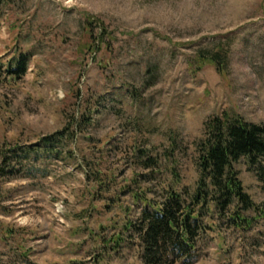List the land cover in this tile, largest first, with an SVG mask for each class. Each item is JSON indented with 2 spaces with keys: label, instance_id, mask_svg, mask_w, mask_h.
Listing matches in <instances>:
<instances>
[{
  "label": "rangeland",
  "instance_id": "rangeland-1",
  "mask_svg": "<svg viewBox=\"0 0 264 264\" xmlns=\"http://www.w3.org/2000/svg\"><path fill=\"white\" fill-rule=\"evenodd\" d=\"M4 9L0 61L21 49L33 57L19 80L0 72V154L62 130L65 113L93 97L102 104L88 135L110 141L116 159L135 148L162 159L157 174L132 165L124 176L151 173L145 185L160 194L175 182L192 191L209 117L264 123V0H13ZM217 52L224 72L197 57ZM90 146L78 135L71 148L81 157ZM74 162L11 161L19 172L0 177V264H144L136 239L116 245L125 232L110 218L121 212L91 210L92 186ZM236 167L256 203L243 212L251 227L217 215L194 264H264L263 183L246 159Z\"/></svg>",
  "mask_w": 264,
  "mask_h": 264
},
{
  "label": "trees",
  "instance_id": "trees-1",
  "mask_svg": "<svg viewBox=\"0 0 264 264\" xmlns=\"http://www.w3.org/2000/svg\"><path fill=\"white\" fill-rule=\"evenodd\" d=\"M12 5L13 0H0V18L4 7ZM32 57L30 51L21 49L6 64L0 61V72L19 80L27 75ZM197 57L200 62L209 59L220 72L225 71V63L220 61L221 52L200 53ZM101 102V99L89 98V107L81 113H65L67 122L62 130L43 137L36 144L25 148L14 146L1 153L0 177L19 172L11 163L16 158L33 156L37 159L47 155L69 162L74 160L77 167L84 168L87 184L92 186L89 191L91 210L99 215L114 210L121 212L122 215L113 213L110 218L116 225L122 224L125 232L124 236L121 233L116 236V245L120 247L127 239H136L144 264H194L200 257L198 241L203 234L217 229V215L227 218L238 229L244 230V225L251 227V220L243 212L256 208V203L247 192L236 165L246 159L264 187V123L250 122L242 116L231 117L227 113L209 117L203 136L196 143L199 179L195 189L177 188L179 183L175 182V186L163 187L160 194L159 189L145 185L151 173L132 171L133 176H124V169L132 165L157 174L162 162L158 155L145 158V151L135 148L129 151L128 158L120 155L116 159L110 141L95 140L88 135L89 129L96 125L94 114L100 111ZM78 135L87 136L91 145L90 152L85 151L88 155L78 152L81 157L76 156L71 148ZM173 146L167 149L166 157H170ZM120 162H124V167L118 166Z\"/></svg>",
  "mask_w": 264,
  "mask_h": 264
}]
</instances>
